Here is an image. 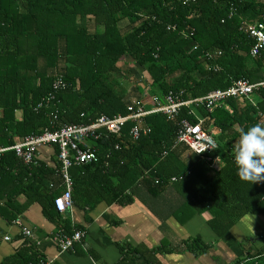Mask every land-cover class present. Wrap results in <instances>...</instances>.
Wrapping results in <instances>:
<instances>
[{"label":"trees","instance_id":"1","mask_svg":"<svg viewBox=\"0 0 264 264\" xmlns=\"http://www.w3.org/2000/svg\"><path fill=\"white\" fill-rule=\"evenodd\" d=\"M262 14L264 0H0V147L67 126L127 118L117 132L104 125L84 139L97 149L98 162L69 168L73 205L86 216L101 202L143 198L164 207V221L173 217L183 224L207 213L208 228L225 239L245 217L264 218V182L242 181L234 164L240 130L264 121V88L248 98H227L208 113L188 106L167 119L153 109L169 96L187 101L227 90L240 79L263 81L264 64L250 56L253 41L241 30ZM126 65L129 73L138 69L140 81H129ZM146 95L154 101L143 104ZM138 109L147 114L133 118ZM198 117L217 148L198 155L183 144L173 147L181 120L198 124ZM133 129L150 131L135 141ZM44 146L55 150L53 168L39 161ZM44 146L29 164L14 151L4 153L0 178L13 180L5 195L17 214L23 205L15 203L16 196L24 195L56 223L59 213L72 208H55L66 190L60 149ZM69 227L60 225L71 235ZM24 230L15 253L0 264H46ZM182 246L195 256L210 248L199 236ZM121 249L130 264H159L157 255L177 252L169 246ZM234 264H264V247Z\"/></svg>","mask_w":264,"mask_h":264},{"label":"crops","instance_id":"2","mask_svg":"<svg viewBox=\"0 0 264 264\" xmlns=\"http://www.w3.org/2000/svg\"><path fill=\"white\" fill-rule=\"evenodd\" d=\"M39 161L53 168L56 163L55 150L44 146L39 150ZM13 174V173H12ZM0 262L15 253L21 244L18 239L24 228L31 232L29 240L43 256L46 264H130L127 252L130 245L140 251L162 247L177 249V252L156 256L159 264H234L246 252L254 253L264 247V218H244L230 231L225 239H217L207 225L208 214L197 213L188 222L180 224L173 217L163 220L164 207L153 205L143 198L132 203L107 205L101 202L92 211L85 212L74 205L70 211L59 213L56 223L47 221L40 206L24 196H16L15 203L23 205L16 213V205L9 202L5 192L11 187L9 177L0 178ZM15 207V209H14ZM18 211V210H17ZM68 216V218H67ZM62 222L69 223L73 234L75 226L84 227V237L66 251L57 245L58 237H72L62 232ZM68 229V228H67ZM69 230V229H68ZM58 232V233H57ZM57 233L53 240V234ZM199 236L210 248L195 256L184 251L182 242ZM10 238L7 242L4 239ZM248 241L244 247L241 242ZM256 257L251 261H255Z\"/></svg>","mask_w":264,"mask_h":264},{"label":"built area","instance_id":"3","mask_svg":"<svg viewBox=\"0 0 264 264\" xmlns=\"http://www.w3.org/2000/svg\"><path fill=\"white\" fill-rule=\"evenodd\" d=\"M170 28L168 27L167 30ZM241 30L246 34L252 41L253 45L249 51L252 58H259L264 64V14H262L259 22L254 24L246 25L243 23ZM220 55V53H218ZM233 85L227 90L212 91L206 96L184 101L183 99L174 97H167L164 103L157 105L154 113H161L167 119H173L177 117L179 110L182 107L193 106L195 110L201 113H208L218 103L231 97L248 98L253 91L264 88V80L257 83H250L247 79H240L232 83ZM132 107L129 111H132ZM188 113L193 114L192 111ZM147 113L138 109L136 113L132 115L133 118H139ZM127 118L118 117L112 121L98 120L95 125L90 127L84 126H67L63 127L59 131L45 132L43 135L36 138H26L24 142H20L11 148L0 147V157L8 152L14 151L16 156L22 160V162L29 164L32 161L34 151L39 147L50 144H57L60 149L58 160L62 165L61 178L66 187L65 193L57 198L54 202L55 207L59 212H63L73 207L71 199V191L73 183L69 177L68 170L72 166H84L92 165L98 162L97 149L94 146H88L84 143V139L89 135L91 130H95L101 126L106 125L110 132L119 131L120 127L126 121ZM202 119L198 117V124H191L187 120H181L179 123V129L175 135L173 147L178 144H183L188 147L192 152L200 155L210 153L217 148V145L213 138L201 129ZM149 129L139 131L137 129L132 130L133 139L139 140L141 136H147ZM82 146V148H80ZM74 154L70 155L69 152ZM164 154H166L164 152ZM209 160V159H208ZM214 164L217 160L213 161ZM176 178H172L171 182H175ZM23 234L29 236L30 232L24 230ZM84 237V233L76 231L72 237H58L57 245L61 251L69 250L75 242H79ZM6 240H9L6 238Z\"/></svg>","mask_w":264,"mask_h":264},{"label":"clouds","instance_id":"4","mask_svg":"<svg viewBox=\"0 0 264 264\" xmlns=\"http://www.w3.org/2000/svg\"><path fill=\"white\" fill-rule=\"evenodd\" d=\"M234 164L237 175L242 181L250 184L264 182V121L240 130L239 141L235 147ZM56 210L58 211L57 208Z\"/></svg>","mask_w":264,"mask_h":264},{"label":"rangeland","instance_id":"5","mask_svg":"<svg viewBox=\"0 0 264 264\" xmlns=\"http://www.w3.org/2000/svg\"><path fill=\"white\" fill-rule=\"evenodd\" d=\"M125 67V69H124V71L128 74V77H129V81H134V82H136V81H140L139 80V77H137L138 76V74H139V71H138V69H135V68H133L131 71H130V73L128 72V69L129 68H132L131 66H124ZM123 68V67H122ZM146 97H147V100L143 103V104H145V103H150L151 101H154V100H152V99H155L154 97H152L151 95H146ZM214 135V134H213ZM246 218H256L255 216H248V217H246ZM264 236V235H263ZM250 242H251V240H250Z\"/></svg>","mask_w":264,"mask_h":264},{"label":"bare ground","instance_id":"6","mask_svg":"<svg viewBox=\"0 0 264 264\" xmlns=\"http://www.w3.org/2000/svg\"><path fill=\"white\" fill-rule=\"evenodd\" d=\"M88 125V124H87ZM171 183V182H170Z\"/></svg>","mask_w":264,"mask_h":264}]
</instances>
